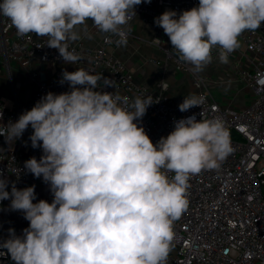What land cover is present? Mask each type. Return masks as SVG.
<instances>
[{"label":"clouds","instance_id":"obj_1","mask_svg":"<svg viewBox=\"0 0 264 264\" xmlns=\"http://www.w3.org/2000/svg\"><path fill=\"white\" fill-rule=\"evenodd\" d=\"M151 0H0V15L18 36L47 37L65 64L80 56L69 42L80 38L89 20L101 33L123 37L135 7ZM179 59L195 71L240 47L239 37L264 23V0H199L179 14L166 10L154 18ZM121 46L126 38L119 39ZM106 77L83 68L62 71L69 91L48 92L15 122L0 127L6 144L29 128L31 147L42 149L23 168L49 186L51 203L37 199L35 185L18 189L0 173V201L29 222L17 235L8 229L0 256L12 264H167L173 224L188 207L192 176L213 170L232 152L230 133L220 119L200 112L174 121L173 130L155 144L140 125L150 97L97 90ZM188 94L178 105L187 112L204 103ZM3 113L0 112V120ZM169 174L171 178H169Z\"/></svg>","mask_w":264,"mask_h":264},{"label":"built area","instance_id":"obj_2","mask_svg":"<svg viewBox=\"0 0 264 264\" xmlns=\"http://www.w3.org/2000/svg\"><path fill=\"white\" fill-rule=\"evenodd\" d=\"M199 0H151L135 7V16L123 29V37L100 32V41L88 45L83 40L69 42V50L80 56L76 64H65L56 49L47 46V37L35 34L18 36L8 18L0 15V62L13 82V71L23 73L34 82L31 97L21 101L13 92V104L0 95V112L3 119L0 127L11 120L15 122L26 110L46 93L69 91L67 83L61 85L62 71L83 68L90 74L106 77L113 87L104 89L103 80L97 90L118 91L122 97H150L153 104L147 109L140 125L155 144L174 128V121L200 112L206 119L223 121L230 133L232 152L220 163L218 169L203 170L192 176L187 190L188 207L173 224V249L167 264H264V23L256 31H246L240 37V47L228 54L233 57L237 79L253 94L244 105L233 106L231 101H218L210 91L202 74L186 62L172 48L164 30L154 23V18L166 10L178 14L196 7ZM136 19L153 28L149 42L162 52L153 56L164 64L157 86L138 80L134 69L112 49L119 39L130 38L127 27ZM141 42L139 35L132 36ZM141 40V41H140ZM219 59V49H212V60ZM16 63L17 67H13ZM55 66L56 72L48 70ZM177 71L189 77L195 93L203 96L204 103L187 112H180L178 105L183 98L176 99L168 91L171 82L166 79L169 71ZM44 75V76H43ZM15 90V88H13ZM247 99V98H246ZM33 130L29 128L17 139L14 147L6 144L0 136V173L18 189L35 185L38 202L44 198V188L49 186L41 178H35L23 168L31 157L40 159L42 149L32 148L29 140ZM172 174H169L171 178ZM10 200L0 201V207ZM24 229L29 222L20 214ZM0 239H5L0 227ZM0 264H12L10 257L0 256Z\"/></svg>","mask_w":264,"mask_h":264},{"label":"rangeland","instance_id":"obj_3","mask_svg":"<svg viewBox=\"0 0 264 264\" xmlns=\"http://www.w3.org/2000/svg\"><path fill=\"white\" fill-rule=\"evenodd\" d=\"M136 20H138V19H136ZM132 23H134L133 24L134 26L131 27L129 25L127 27L128 30L133 31V32H131L132 36H135V34L141 36V35H143L142 30H147L145 28V26L142 25V24H146L144 22L139 24L137 21L136 22L134 21ZM148 25H149L148 27H150L152 30L153 29L152 26L150 24H148ZM146 36H147V33H145V35L141 36L144 39L141 42L137 41V39L135 37H130V38L126 39L127 44L123 45V46L119 45L116 42L115 44H113L112 49L120 58L125 60L126 63L132 69H134V71H136L139 76H143V71L140 69V67L143 66L142 68L144 69L145 68L144 66L146 65V66H149L148 69H149V71H151L149 77H153V76H155V71H156L155 69L157 68V66L162 67L164 64V61L162 59H160L158 61H154L153 56H156L155 53L151 54L152 56H147V58H144L145 55L142 52L141 48L144 47V49L147 48L148 50H150V48L152 47L150 44H147V40H148L147 37L148 36L147 37ZM141 60H142V62H141ZM15 65H16V63H13V66H15ZM153 66L156 68L154 69ZM152 68L154 70H151ZM198 72L200 74H202V76L204 77V80L208 83L210 91L213 93V95L220 102L221 101H226V102L231 101L233 103V106L235 107L236 104L244 105V104L248 103V99L253 96V94L248 90L246 85L242 84L237 79L236 68H235L233 57L232 58L227 57L226 61H221L220 59L211 60V62L208 65H206L202 70H200ZM168 78H169V80H168ZM15 79L17 80V83H16ZM15 79H14L15 81L13 80V82L11 80L7 81L6 95L11 94V92L13 93V88L18 86V81L22 82L23 80L26 79V76L20 72L19 74H17V77ZM166 79L171 82L170 90L173 88L175 90L177 88L180 89L181 86L184 87V90H185V81H186L188 83V84H186V89H188L186 91L187 92L186 95L195 93V91H196V90H194V88L191 84V81L189 80V77L185 76V74L171 70L167 73ZM150 80L151 79L149 78L148 82H150ZM21 88L25 89V87H23V86ZM0 93H1V95H5L2 92H0ZM174 95L176 97L173 95L172 96L176 99H180V98H183L186 96L185 94L179 95L176 93H174ZM5 99L7 102L11 101L7 96L5 97ZM15 142L12 145L10 144V146L14 147Z\"/></svg>","mask_w":264,"mask_h":264},{"label":"crops","instance_id":"obj_4","mask_svg":"<svg viewBox=\"0 0 264 264\" xmlns=\"http://www.w3.org/2000/svg\"><path fill=\"white\" fill-rule=\"evenodd\" d=\"M136 21L139 24L142 23V21L139 20V19L138 20H135V22ZM133 24L134 23H131L130 26L131 27L134 26ZM142 25H144L145 28L147 29V30H142L143 31V35H145V33H147V36H148V37L146 36L148 38L147 44H150L152 46L150 48V50H148L147 48L144 49V47L141 48L142 52L145 55L144 58H147V56H152L151 54H153V53H155L156 56L159 55V57L163 56L162 52L159 51V49L157 47H154L149 42V40L153 36V31H152L153 29L151 30V28L148 27L149 26L148 24H142ZM130 31L133 32L132 30H130ZM80 33L81 34H80V38L79 39L80 40H83L88 45H96L100 41V31L92 24V21L91 20H89L87 22V24L80 29ZM143 35H141V36H143ZM135 36H137V34H135ZM142 40H144V39H142ZM141 62H142V60H141ZM13 67H17V66L15 65ZM142 67L143 66H141L140 69L143 71V76H139L137 74V72L135 71V74H136L137 79L138 80H141V81H145L149 85L158 87L157 86V83H158V80L160 79V76H161V68L162 67L157 66V68H156V67L153 66L154 69L156 68L155 69L156 70L155 71V76H153V77H149L150 76V72H151L148 69L149 66H146L145 65L144 66L145 67L144 69ZM47 68L51 72H56V67L55 66H53V67L52 66H48ZM153 68L151 70H154ZM19 73H20L19 71H17L16 69H14L13 74H12L13 75V78L14 77L16 78L17 77V74H19ZM149 78L151 79L150 82H148L149 81ZM26 79L23 80L22 82L21 81L20 82L18 81V86L15 85L16 86V87H14L15 90L13 89V92H16L17 97L21 101H25L29 97H31L32 94H33L34 88H35L34 82L30 81L29 79H27V80ZM9 80H10V77H9L7 71L4 70V66L0 62V92H2V93L5 94V95H2L4 98L7 96L11 100L10 102H8L11 105V104L14 103L13 95H12L13 93L11 92V94L6 95V90H7L6 89V84H7V81H9ZM168 80H169V78H168ZM16 83H17V80H16ZM186 84H188V83L185 81V90H184V87L181 86L180 89L177 88L175 90L173 88V89L169 90L168 93H170V95H173V96H175L174 93L179 94V95H184V94L186 95V93H187L186 91L188 90V89H186ZM22 86L25 87V89L21 88ZM0 95H1V93H0ZM43 193H44L45 200L48 201L49 203H51V201L53 199V196H52L51 192L48 191L46 188H44V192ZM9 206H10V202H8V203H6V204H4L3 206L0 207V227H1L2 234H3V236H4L5 239L8 237V229L9 228H14L17 235H21L22 234V230L24 229V226L20 222V214H21V212H19V211H12ZM172 249H173V247H172Z\"/></svg>","mask_w":264,"mask_h":264}]
</instances>
